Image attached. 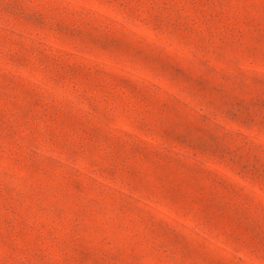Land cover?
Segmentation results:
<instances>
[{
	"label": "rangeland",
	"instance_id": "obj_1",
	"mask_svg": "<svg viewBox=\"0 0 264 264\" xmlns=\"http://www.w3.org/2000/svg\"><path fill=\"white\" fill-rule=\"evenodd\" d=\"M0 264H264V0H0Z\"/></svg>",
	"mask_w": 264,
	"mask_h": 264
}]
</instances>
